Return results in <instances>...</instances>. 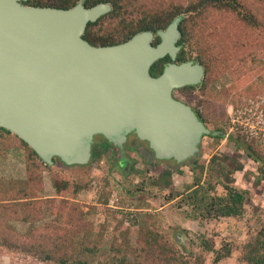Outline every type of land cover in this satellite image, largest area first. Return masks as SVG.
<instances>
[{
  "label": "trees",
  "instance_id": "obj_1",
  "mask_svg": "<svg viewBox=\"0 0 264 264\" xmlns=\"http://www.w3.org/2000/svg\"><path fill=\"white\" fill-rule=\"evenodd\" d=\"M78 1L27 0L25 3L69 8ZM101 2L111 3L112 10L89 22L83 35L94 45L124 42L144 30L157 33L176 16H182L178 42L181 49L176 62L194 59L205 68V77L199 88L188 85L182 89L188 95L196 93L198 104L204 111L201 117L213 125L217 143L225 136L228 105L238 104L258 90L264 94V0H85L84 4L91 7ZM159 41L160 36L156 35L153 44ZM171 60L170 55L157 60L151 73L154 76L161 74ZM225 75L232 78V84L217 89L214 84ZM256 79H260L259 83ZM220 117L224 123L220 122ZM5 145L24 150L26 177L15 179L12 187L0 188V249L53 264H205L209 253L213 254L214 264L232 256L239 264H264V224L244 241L231 239L219 243L215 236L204 231L197 236L198 247L189 249L184 241L187 234L178 233L181 239L177 236L178 231L174 233L169 227L151 221L147 217L150 211L139 227L137 243L132 244L127 239L129 229L123 226V240L113 241L109 259L102 263L99 258L104 232L94 233L93 222L87 218L88 211L77 200L81 192L92 186L93 179L80 180L65 175L61 169H51L52 165L46 163L26 141L0 127V148ZM135 146L138 148L137 144ZM250 146L257 154V160L264 162V150ZM125 153L124 149L122 155L117 145L103 137L93 143L90 161L75 165L89 168L98 163L107 166L105 188H109L111 170L124 175L137 174L139 185L133 190L127 189L131 195L143 192L146 184L159 185L160 189L173 188L170 177L178 167L165 165L157 175L146 177L149 167L141 170L137 166L141 158L131 155L132 165L129 171L126 169ZM197 160L198 154L182 163L191 168L193 182L183 191L171 189L165 197L167 201L177 199L179 207L189 205L202 224L203 220L222 217L242 219L249 190L225 180L234 169L222 160L218 162L221 166L218 173H213L217 160L212 161L210 167ZM54 161L70 166L58 157ZM155 161L162 162L156 157ZM150 162L154 167L155 163ZM47 170L54 172L52 185L55 194L52 196L43 195ZM219 186L224 190L218 191ZM101 196L103 203L107 204L110 193L103 192ZM14 220L28 223L29 231L20 233L10 227L8 222Z\"/></svg>",
  "mask_w": 264,
  "mask_h": 264
},
{
  "label": "water",
  "instance_id": "obj_2",
  "mask_svg": "<svg viewBox=\"0 0 264 264\" xmlns=\"http://www.w3.org/2000/svg\"><path fill=\"white\" fill-rule=\"evenodd\" d=\"M0 0V127L26 141L48 164L88 163L101 134L124 153L135 131L160 160L180 164L196 155L212 131L190 105L174 97L202 83L197 60L176 62L181 45L176 16L157 33L144 30L111 45L83 35L89 22L112 10L109 2L69 8ZM156 35L160 41L154 45ZM170 55L161 74L152 65Z\"/></svg>",
  "mask_w": 264,
  "mask_h": 264
},
{
  "label": "rangeland",
  "instance_id": "obj_3",
  "mask_svg": "<svg viewBox=\"0 0 264 264\" xmlns=\"http://www.w3.org/2000/svg\"><path fill=\"white\" fill-rule=\"evenodd\" d=\"M259 83L260 79H256ZM232 84V78L230 76H223L218 80L214 86L217 89H221L223 86H228ZM257 84V83H256ZM194 99V98H192ZM253 103V111L263 110L264 112V94L262 92H256L255 94L248 95L242 99L238 104H229L228 113V125L226 127L225 136L221 139L219 143L216 139L211 136H206L202 139L201 152H200V163H204L205 166L209 167L210 164L214 162L217 163L224 161L229 164L231 168L234 169L230 173L229 177H225V180H230L237 186L249 190V197L246 202V213L242 219H233L222 217L220 219L213 220H203L196 216L192 208L189 205H183L179 207L177 199L173 201H167L166 195H169L171 189H177L183 191L186 186L191 184L194 179L193 172L191 168L180 163L177 165L173 163V166L177 165L178 171H173L170 177L172 187L160 189L158 186L148 185L143 192L131 195L127 189H134L136 185H139V177L137 174L129 173L124 175L120 171L111 170L110 174V185L109 188H105L104 176L109 172V168L104 164L94 163L91 167H81L78 165L65 166L62 163H54L51 169L59 170L61 169L65 175L76 177L80 180H85L87 178H92V186L86 191L81 192L77 200H79L88 211L87 218L93 222L94 233L104 232L102 240V248L100 252L99 260L102 263H106L110 256V247L117 239L118 242L123 240V226L127 227V239L132 243L136 244V239L139 233V227L144 221V217L148 211L150 215L147 216L148 219L155 220L158 223L164 225V228L169 227L171 231L176 233L188 235L187 239H184L185 244L189 249L198 247L199 239L198 234L207 231L208 235L215 236L217 241L220 243L221 240H236L244 241L246 237L254 233L259 227L264 224V162H259L257 160V154L251 148L254 149L262 148L264 150V134H259L258 136H251L248 134L246 128L241 124L244 121V114L240 112L244 109V106ZM234 106V109H239L240 117L235 116L234 112H229V108ZM243 108V109H242ZM230 113V114H229ZM235 117L236 122L234 125ZM220 122L224 123L225 120L220 117ZM211 127L213 125L210 123ZM135 135H130V139H133ZM142 146L127 145L124 149L127 153L125 156L126 169L129 171L132 165L133 159L130 157L141 158L137 166L141 170H146L149 167L148 175H157L165 165L170 164L172 161L161 160L162 162L155 161V165L150 166L151 162L154 161L155 157L149 154L146 150L147 142L141 141ZM6 146V145H5ZM16 147H3L0 148V166H2L1 171H7L9 175L16 176L18 179H23L22 177V164L24 161L22 156L24 152H9L15 150ZM129 149H131L129 151ZM129 152V153H128ZM24 157V156H23ZM11 160L16 163L15 167L9 166V161ZM263 164V165H262ZM220 163L213 166V173H218L220 169ZM9 168V169H7ZM88 168V169H87ZM230 172V171H229ZM54 172L47 170L45 172L46 184L43 190L44 196H51L55 194L54 187L52 185ZM25 179V178H24ZM15 178L10 176H0V188L7 189L14 186L13 181ZM47 185V186H46ZM151 187V188H150ZM222 186L218 187V191H223ZM110 193L108 203L110 199H113V204L116 208L109 207L107 204L103 203L101 194ZM117 199V200H116ZM94 206V208H91ZM108 207V208H107ZM132 209L133 213L138 214L139 217L134 216L135 220L131 222V225H126L122 219L119 218V214L123 216L128 213V210ZM133 218V219H134ZM139 220H138V219ZM137 219V221H136ZM8 225L13 227L20 233H26L29 231V224L23 221H9ZM184 236V237H185ZM179 237V236H178ZM181 238V237H179ZM182 239V238H181ZM188 240V241H187ZM194 243V244H193ZM219 245V244H218ZM213 254L209 253L205 264H214L212 261ZM0 264H53L49 262L39 261L30 255H25L22 253L12 252L5 249H0ZM218 264H239L236 257L232 256L221 260Z\"/></svg>",
  "mask_w": 264,
  "mask_h": 264
},
{
  "label": "flooded vegetation",
  "instance_id": "obj_4",
  "mask_svg": "<svg viewBox=\"0 0 264 264\" xmlns=\"http://www.w3.org/2000/svg\"><path fill=\"white\" fill-rule=\"evenodd\" d=\"M178 56V55H177ZM177 59V58H176ZM205 69V68H204ZM204 77H205V73H204ZM204 77H203V80H204ZM203 82V81H202ZM201 84L202 83H198V84H192V85H194V86H196L197 88H199L200 86H201ZM185 86H188V85H185ZM185 86H182V87H180V88H177V89H175L174 91H173V95H174V97L175 98H177L178 100H180V101H182V102H184V103H186V104H188V105H190L191 106V108L194 110V112L196 113V115L198 116V118H199V120H201L203 123H204V125H206V127H208L212 132L210 133V134H203V136H202V138H201V141H200V143H199V150H198V152L196 153V155L195 156H197V154H198V162L200 163V152H201V145H202V139L203 138H205L206 136H211V137H215V135H216V130L214 129V127H211V125H210V121H205L202 117H201V115L204 113V111H203V108H202V106L201 105H199L198 104V100H197V96H196V93H193V94H191V95H188L187 94V92L185 91V89L183 90L182 88L183 87H185ZM192 98H194V99H192ZM135 135V137H133V139H130V135ZM103 137H105V136H103V135H101V134H97V135H95L94 136V142L96 141V140H103ZM106 138V137H105ZM107 139V138H106ZM137 139H139V140H141V141H145V140H142V139H140L139 137H138V135H137V133L135 132V131H132V132H130V133H128L125 137H124V146L125 145H132V143L134 144V146H135V144H137L138 146H142V144L143 143H137V142H140V141H138ZM93 142V143H94ZM145 142H147V141H145ZM93 145V144H92ZM133 146V145H132ZM147 149L146 150H148V152H149V154H152L153 155V151H152V149L149 147V145H148V142H147ZM154 156V155H153ZM155 157V156H154ZM194 157V156H193ZM192 158V157H191ZM191 158H189V159H187L186 161H184V162H189L190 161V159ZM155 160V159H154ZM167 161H172L171 162V165L170 164H168L167 166H173L172 164L173 163H177L176 162V160L175 159H168ZM154 162V161H153ZM184 162H182V163H184ZM150 166H153V164L151 163L150 164ZM174 167H177V165L176 166H174Z\"/></svg>",
  "mask_w": 264,
  "mask_h": 264
},
{
  "label": "built area",
  "instance_id": "obj_5",
  "mask_svg": "<svg viewBox=\"0 0 264 264\" xmlns=\"http://www.w3.org/2000/svg\"><path fill=\"white\" fill-rule=\"evenodd\" d=\"M235 107L232 106L229 108V112H234L235 116L240 117L242 115H239V109H234ZM243 109V108H242ZM240 112H243L244 121L241 122L243 126L246 128L247 132L251 136H258L259 134H264V112L263 110H259L258 108L256 111H253V103L250 105L244 106V109ZM230 114V113H229ZM231 120H234V125L238 119L235 120V117ZM240 123V122H239ZM117 200V199H116ZM114 200L110 199L109 203L107 204L109 207L116 208V206L113 204ZM135 214L133 213L132 209L128 210V213H126L124 216L122 214H119V218L124 221L126 225H131V222L135 220L134 218ZM134 218V219H133Z\"/></svg>",
  "mask_w": 264,
  "mask_h": 264
},
{
  "label": "crops",
  "instance_id": "obj_6",
  "mask_svg": "<svg viewBox=\"0 0 264 264\" xmlns=\"http://www.w3.org/2000/svg\"><path fill=\"white\" fill-rule=\"evenodd\" d=\"M13 152H18L19 154H20V152H24V150L22 149V148H18V147H16L15 148V150H12V151H10L9 153L10 154H12ZM24 156V155H23ZM22 156V159H23V161H24V164H22V177H26V168H25V160H24V157ZM9 161V166H12V168L11 169H13V167H15V165H16V163H14L13 161H11V160H8ZM1 169H2V166H0V176H10V177H12V178H15V179H18L16 176H13V175H9V174H12V173H9V172H7V171H1ZM7 169H9V168H7ZM23 178V179H24ZM45 184H46V177H45ZM47 186V185H46ZM55 190V189H54ZM50 195L52 196V193H51V191H50Z\"/></svg>",
  "mask_w": 264,
  "mask_h": 264
}]
</instances>
